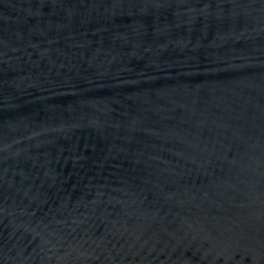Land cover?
I'll return each instance as SVG.
<instances>
[{"label": "water", "instance_id": "1", "mask_svg": "<svg viewBox=\"0 0 264 264\" xmlns=\"http://www.w3.org/2000/svg\"><path fill=\"white\" fill-rule=\"evenodd\" d=\"M0 264H264V0H0Z\"/></svg>", "mask_w": 264, "mask_h": 264}]
</instances>
